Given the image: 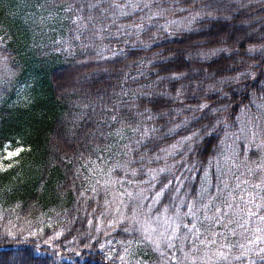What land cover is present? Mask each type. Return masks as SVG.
<instances>
[{"label":"trees","instance_id":"obj_1","mask_svg":"<svg viewBox=\"0 0 264 264\" xmlns=\"http://www.w3.org/2000/svg\"><path fill=\"white\" fill-rule=\"evenodd\" d=\"M5 143L0 264H264V0H0Z\"/></svg>","mask_w":264,"mask_h":264},{"label":"rangeland","instance_id":"obj_2","mask_svg":"<svg viewBox=\"0 0 264 264\" xmlns=\"http://www.w3.org/2000/svg\"><path fill=\"white\" fill-rule=\"evenodd\" d=\"M261 141V140H260ZM21 149L20 145H13L10 143H5L2 148H0V169H3L14 162V158ZM110 198L106 201V207H105V219L109 221H114V218H120L124 214V206L127 201L128 197H132L134 194V191L129 187H124L123 190L118 189L117 186H112L110 188ZM134 211V209H132ZM141 215H144V213H140ZM144 218V217H143ZM161 219V217H159ZM158 219V220H159ZM143 220V219H142ZM145 226L147 230H150V226H154L153 222L149 219L146 223L144 221L141 222V231H144L145 228H142ZM100 226V225H98ZM14 227V226H13ZM104 227V226H103ZM105 242V241H104ZM109 242V240L107 241Z\"/></svg>","mask_w":264,"mask_h":264},{"label":"snow or ice","instance_id":"obj_3","mask_svg":"<svg viewBox=\"0 0 264 264\" xmlns=\"http://www.w3.org/2000/svg\"><path fill=\"white\" fill-rule=\"evenodd\" d=\"M202 107H204V106H202ZM161 171H163V170H161ZM167 187H168V185H165V189H166ZM163 191H164V189L161 190V193H160V194H162Z\"/></svg>","mask_w":264,"mask_h":264}]
</instances>
